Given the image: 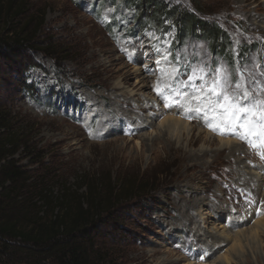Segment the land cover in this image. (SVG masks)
Instances as JSON below:
<instances>
[{
  "label": "rangeland",
  "instance_id": "374dc122",
  "mask_svg": "<svg viewBox=\"0 0 264 264\" xmlns=\"http://www.w3.org/2000/svg\"><path fill=\"white\" fill-rule=\"evenodd\" d=\"M22 1L28 10L17 25L31 14L30 30L41 25L34 42L18 51L19 76L0 56V106L27 134V147L13 156L17 164L31 177L45 174L54 192L61 184H80L83 174L150 185L93 232L117 264H264V226H256L264 219V149L210 130L195 113L188 118L182 109L166 108L154 91L164 89L171 68L161 60L169 54L165 49L173 63L179 53L181 65L187 58L213 67L247 66L264 81V0H163L198 9L226 31L233 63L211 52L197 33L177 43L172 24L163 34L154 28L130 34L135 9L125 0ZM241 47L243 59L237 56ZM171 117L185 129L165 132ZM190 129L203 140L187 145ZM203 131L216 140L204 141ZM226 140L237 144L231 154L222 148Z\"/></svg>",
  "mask_w": 264,
  "mask_h": 264
},
{
  "label": "trees",
  "instance_id": "16d2710c",
  "mask_svg": "<svg viewBox=\"0 0 264 264\" xmlns=\"http://www.w3.org/2000/svg\"><path fill=\"white\" fill-rule=\"evenodd\" d=\"M125 1L135 9L130 34L147 28L163 34L172 24L177 43L197 33L215 55L231 63L236 58L228 33L199 16L198 9L169 6L163 0ZM27 10L22 0H0V56L9 67L14 66L12 72L18 76L23 66L18 64V51L34 42L41 25L30 30L34 14L17 25ZM244 51L239 48V59L244 58ZM22 85L28 83L23 79ZM26 136L24 128L16 127L14 117L0 106V264H117L108 250L98 247L93 232L152 187L136 178L83 174L80 184H61L54 192L45 174L31 177L14 160L17 150L27 147Z\"/></svg>",
  "mask_w": 264,
  "mask_h": 264
},
{
  "label": "snow or ice",
  "instance_id": "6c2138e0",
  "mask_svg": "<svg viewBox=\"0 0 264 264\" xmlns=\"http://www.w3.org/2000/svg\"><path fill=\"white\" fill-rule=\"evenodd\" d=\"M147 35L153 36L152 33ZM154 50L161 55L159 47L154 46ZM164 51L169 54L162 55L161 60L171 68L166 73L164 89L154 86V91L164 98L166 108L182 109L188 118L195 113L210 130L234 135L253 149H264V81L258 80L247 66L230 69L221 63L213 67L207 60L189 63L187 58L181 65L179 53L173 63L170 50ZM161 60L156 61L158 66ZM182 67L190 71L182 72ZM259 75L264 76V72ZM183 76L187 79H182ZM166 92L170 95H165ZM261 158L264 159V154ZM247 202L250 205L255 203L250 199ZM256 214H260V209ZM200 258L204 259L203 256Z\"/></svg>",
  "mask_w": 264,
  "mask_h": 264
},
{
  "label": "bare ground",
  "instance_id": "6f19581e",
  "mask_svg": "<svg viewBox=\"0 0 264 264\" xmlns=\"http://www.w3.org/2000/svg\"><path fill=\"white\" fill-rule=\"evenodd\" d=\"M262 8L264 9V5H262ZM167 68H169V67H167ZM143 80V79H142ZM141 82V81H140ZM143 86H144V84H143ZM147 105H144V106H138V107H146ZM181 114H182V112H180ZM177 117V116H176ZM134 119V118H133ZM136 119V118H135ZM165 122V121H164ZM164 122H162V123H164ZM184 124H186V123H183L180 119H177V118H170V119H168L167 121H166V123H165V132L166 131H168V133L169 132H176V131H182L183 129H185V125ZM163 126V125H162ZM199 129V128H198ZM185 131V130H184ZM185 132H187V131H185ZM204 132V131H203ZM177 133V132H176ZM205 133V138H204V141H206V140H208V142H213L214 140H216L214 137H212L208 132H204ZM207 137L209 138V139H207ZM162 138L163 139H165V140H169V138L170 137H167V136H164V134H163V136H162ZM161 138V139H162ZM203 140V137H201L200 135H198L197 137L195 136H193V134H192V129H190V131L189 132H187L186 133V137H185V141H186V144L187 145H195V143H197V141H199V140ZM171 140V139H170ZM221 139H218V142L220 141ZM232 142V141H231ZM208 144V143H207ZM237 144L235 143V144H230V141L229 140H226V143H225V145H223V147L222 148H225V149H227V148H229L228 150H229V153L231 154L234 150H235V146H236ZM237 150V149H236ZM205 153V152H204ZM197 156H198V154H197ZM200 156H202L203 157V154L202 155H200ZM197 157V158H201V157ZM230 156V155H229ZM223 166V165H222ZM227 170V169H226ZM247 175V174H246ZM252 177V176H251ZM243 179H245V177L243 178ZM249 179H250V177H249ZM226 183V182H225ZM230 185V184H229ZM196 200V201H195ZM194 202H192V203H195V204H197V203H199V199H194L193 200ZM194 204V205H195ZM263 222H264V219H263ZM262 221H258L257 222V224H256V226H264L262 223H263ZM244 232V231H243ZM249 232V236H253L254 234L255 235H257V229L256 230H254L253 232H251V231H248ZM239 234H240V232L239 233H235L233 236L235 237V239L236 240H239ZM241 234L242 235H244L245 234V232L244 233H242L241 232ZM201 235V234H200ZM205 244V243H204ZM234 244H237V243H234ZM240 246V245H239ZM241 248V247H240Z\"/></svg>",
  "mask_w": 264,
  "mask_h": 264
}]
</instances>
